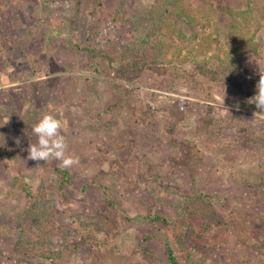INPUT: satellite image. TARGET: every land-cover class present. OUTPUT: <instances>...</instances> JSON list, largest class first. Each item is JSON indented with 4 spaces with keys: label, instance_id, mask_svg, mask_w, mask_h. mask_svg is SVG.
Listing matches in <instances>:
<instances>
[{
    "label": "rangeland",
    "instance_id": "rangeland-1",
    "mask_svg": "<svg viewBox=\"0 0 264 264\" xmlns=\"http://www.w3.org/2000/svg\"><path fill=\"white\" fill-rule=\"evenodd\" d=\"M161 1L0 0V74L21 81L19 92L0 84V264H51L13 244L25 192L59 198L55 168L69 175L64 212L80 215L73 235L53 230L56 264H174L168 250L186 264L175 238L186 233L198 263L264 264V0H185L189 17L165 11L173 28L151 38L160 53L136 78L86 66L90 12L101 40L130 42L150 30ZM176 100L182 119L170 115ZM26 101L32 124L22 123ZM207 111L212 124L197 131ZM201 193L223 219L207 231L200 216L178 214Z\"/></svg>",
    "mask_w": 264,
    "mask_h": 264
},
{
    "label": "trees",
    "instance_id": "trees-1",
    "mask_svg": "<svg viewBox=\"0 0 264 264\" xmlns=\"http://www.w3.org/2000/svg\"><path fill=\"white\" fill-rule=\"evenodd\" d=\"M184 1L162 0L158 2V5H154L151 10V17L154 16V18H151L150 30L143 37H138L130 42L118 39L101 40V17L94 12H90L87 43L82 47V50L87 54L88 61L86 66L90 70L97 71L98 67L107 64L110 71L113 72V76L121 80L138 77L146 67L156 62L160 53V51L157 53L152 50L151 38L164 27L169 28L170 26L173 28L170 19L164 17V12L170 10L190 16L189 11L185 10ZM241 52H244V50H241ZM223 77L231 81L235 86H241L240 79L242 77L238 71L226 69ZM244 80L252 83H257L258 81L251 78H244ZM262 89H264V86H262ZM257 93L259 94L260 90ZM180 102V100H176L170 107L171 117L182 119L184 113L180 107ZM210 124H212V119L207 111L206 116L197 124L196 130H206ZM54 172V185L51 188L57 192L59 198H48L47 191L42 187L32 192L26 191L25 195L28 203L21 212L22 227L19 229L13 244L15 254L28 259L48 261L51 264H56V260L62 255L61 251L54 250L51 247V235L55 232L53 230H58L62 235L71 236L74 231L70 226L73 224L74 219H80L79 214H66L61 204V191L69 181L68 172L62 168H55ZM181 208V212L178 214L182 218L187 217L185 215L186 212L189 213V216L198 215L201 217L202 231H207L212 226L223 223V219L213 203V197L209 194L201 193L195 197L193 204L185 203ZM109 217L110 213L105 212L99 223L102 228L107 230L111 228L109 226ZM188 230H190L188 231L190 237L198 238L192 229L188 227ZM186 234L175 235L178 248L182 252H186V264H203L198 263L187 251V244H185L184 238ZM187 241H190V239H187ZM168 258L171 262L177 264L170 250H168ZM16 264L25 263L17 261Z\"/></svg>",
    "mask_w": 264,
    "mask_h": 264
},
{
    "label": "crops",
    "instance_id": "crops-1",
    "mask_svg": "<svg viewBox=\"0 0 264 264\" xmlns=\"http://www.w3.org/2000/svg\"><path fill=\"white\" fill-rule=\"evenodd\" d=\"M56 57L58 58V57H60V55H56ZM59 59V58H58ZM73 70V69H72ZM39 71V70H38ZM69 71H70V69H69ZM71 73H73V72H71ZM61 73L58 71L57 73H56V75H60ZM0 75H2V77L0 78V84H2L1 85V87H3V89H4V91L5 90H11V91H14V90H16V91H18L19 92V90H20V84H21V81H12V82H8L7 80H5V76H6V74L5 73H1ZM36 76V75H35ZM35 79H34V81H39L40 80V78H39V76H36V77H34ZM2 89V90H3ZM23 105L25 106V110L27 111V113L25 112V110H24V113H26V115H25V118L22 120V123L24 124H32L33 122H34V120H30V116H31V114L33 113V111L31 110V108H29V104L27 103V101L26 102H23ZM18 112L17 111H13V115L11 116V115H6L7 117H6V119L7 118H9V117H11V118H13L14 119V117H16L14 114H17ZM14 122H15V120H14ZM39 122V121H38ZM35 123H37V122H35ZM55 126V127H54ZM54 128H56V124L54 123ZM16 131V130H15Z\"/></svg>",
    "mask_w": 264,
    "mask_h": 264
}]
</instances>
